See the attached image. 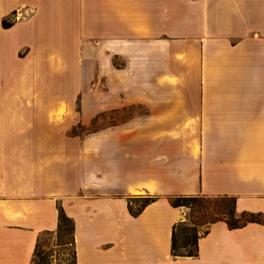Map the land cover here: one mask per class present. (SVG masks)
Returning a JSON list of instances; mask_svg holds the SVG:
<instances>
[{
	"label": "crops",
	"instance_id": "crops-1",
	"mask_svg": "<svg viewBox=\"0 0 264 264\" xmlns=\"http://www.w3.org/2000/svg\"><path fill=\"white\" fill-rule=\"evenodd\" d=\"M17 68L57 85L0 100V264H31L59 209L75 264H264V223L217 222L173 257L169 202L228 197L264 219V0H0V73ZM92 83L81 126L143 112L70 135ZM137 198L152 202L132 216Z\"/></svg>",
	"mask_w": 264,
	"mask_h": 264
},
{
	"label": "rangeland",
	"instance_id": "rangeland-1",
	"mask_svg": "<svg viewBox=\"0 0 264 264\" xmlns=\"http://www.w3.org/2000/svg\"><path fill=\"white\" fill-rule=\"evenodd\" d=\"M9 22H13V17ZM20 58L25 56V52L19 54ZM117 64V62H115ZM54 76H33L32 74L23 73L22 69L4 70L0 73V100H38L46 99L48 96L55 94L54 88L57 83L54 81ZM93 82V81H92ZM95 83L97 81H94ZM93 82V83H94ZM23 83V84H22ZM91 84L89 91H84L75 94L74 99L76 101V108L73 120H77V123L70 124V135L83 137L91 132L101 131L107 126H115L125 122L131 118L134 114L143 112L140 108H128L121 111H115L102 119L99 115L94 123L90 126L84 127L80 125V103L88 105H98L101 102V86H94ZM45 90H42V87ZM28 89V90H27ZM100 109V108H99ZM182 204V203H181ZM184 211L183 219L180 223L183 225L179 228V234H183L184 231L192 227V223H195L199 214L196 212H190L186 207H180ZM212 218L216 216L212 215ZM221 218L220 216H218ZM209 216L205 218L208 220ZM71 227L66 226L62 232L57 235H43L41 237V250L44 252L47 264H74V251L72 247ZM205 227L201 228L199 235L204 231ZM190 235V233H189ZM194 241L193 237L189 238V243Z\"/></svg>",
	"mask_w": 264,
	"mask_h": 264
},
{
	"label": "trees",
	"instance_id": "trees-1",
	"mask_svg": "<svg viewBox=\"0 0 264 264\" xmlns=\"http://www.w3.org/2000/svg\"><path fill=\"white\" fill-rule=\"evenodd\" d=\"M12 24L13 23L11 22L3 20L1 26L4 30H7L12 27ZM150 202H152V199L149 198L130 199L128 202L129 213L132 216H137ZM169 202L175 208L186 207L191 213L196 212L199 214V217L195 223H192V227L184 231V233L181 235L179 234L178 230L183 225V223L179 222L174 225L171 235V255L173 257H196L198 240L208 233L211 225L217 222H224L231 230L242 228L249 223H264V219L260 215L247 213L237 214L235 210V199L233 198L204 196L174 197L171 198ZM212 215L216 216V218H212ZM208 216V220H205V218ZM66 226L71 227L70 231L72 238L73 222L64 215L61 209H59L57 230L54 233L59 235L62 230L66 228ZM203 227H205V229L201 235H199V231ZM54 233H44L37 239L31 259V264H47L44 252L40 251L41 237L43 235H52ZM190 237L194 238L192 243H189Z\"/></svg>",
	"mask_w": 264,
	"mask_h": 264
},
{
	"label": "built area",
	"instance_id": "built-area-1",
	"mask_svg": "<svg viewBox=\"0 0 264 264\" xmlns=\"http://www.w3.org/2000/svg\"><path fill=\"white\" fill-rule=\"evenodd\" d=\"M13 20H15V18H13Z\"/></svg>",
	"mask_w": 264,
	"mask_h": 264
}]
</instances>
